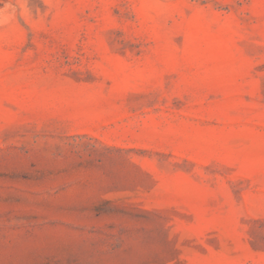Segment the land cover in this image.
I'll list each match as a JSON object with an SVG mask.
<instances>
[{
  "label": "rangeland",
  "instance_id": "obj_1",
  "mask_svg": "<svg viewBox=\"0 0 264 264\" xmlns=\"http://www.w3.org/2000/svg\"><path fill=\"white\" fill-rule=\"evenodd\" d=\"M0 264H264V0H0Z\"/></svg>",
  "mask_w": 264,
  "mask_h": 264
}]
</instances>
